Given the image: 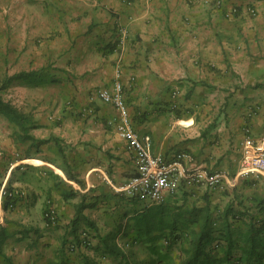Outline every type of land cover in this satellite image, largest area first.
Masks as SVG:
<instances>
[{
    "label": "crops",
    "instance_id": "1",
    "mask_svg": "<svg viewBox=\"0 0 264 264\" xmlns=\"http://www.w3.org/2000/svg\"><path fill=\"white\" fill-rule=\"evenodd\" d=\"M223 1L0 0V190L16 192L0 197V264H182L203 231L204 264L264 257V174H238L244 138L264 131V0ZM116 80L153 153L188 152L226 172L222 188L115 191L138 172L96 94ZM196 206L216 226L188 221Z\"/></svg>",
    "mask_w": 264,
    "mask_h": 264
},
{
    "label": "built area",
    "instance_id": "2",
    "mask_svg": "<svg viewBox=\"0 0 264 264\" xmlns=\"http://www.w3.org/2000/svg\"><path fill=\"white\" fill-rule=\"evenodd\" d=\"M216 3L218 6L224 5L223 0H216ZM248 9L256 13L255 8ZM237 12V8L232 7L229 14ZM96 94L119 110V134L137 153L138 172L122 183L113 184L116 192L147 195L153 201L160 202L168 193L178 190L185 181L212 188L223 187L225 171L213 173L203 166L188 167L187 162H191L193 158L186 151L179 152L171 159H167L162 154L153 153L150 137H141L134 127L125 98L124 86L120 80L114 81L110 88L99 89ZM238 174L252 177L264 174V131L258 136L249 134L244 138ZM15 194L16 192L9 191L6 187L0 190L1 198ZM45 217L50 224H57L59 216L54 204L50 203L46 208Z\"/></svg>",
    "mask_w": 264,
    "mask_h": 264
},
{
    "label": "trees",
    "instance_id": "3",
    "mask_svg": "<svg viewBox=\"0 0 264 264\" xmlns=\"http://www.w3.org/2000/svg\"><path fill=\"white\" fill-rule=\"evenodd\" d=\"M8 79L5 81V83H8ZM9 110H10V105L4 104ZM193 215H191L190 218H188V221H192L191 223H196L200 226H216V220L213 218H210L208 215H205V213L202 212V209L199 208L198 206L194 207L192 211ZM185 221V220H184ZM179 234L177 233H172V234H166L164 235L163 238H165L167 241H174L176 237ZM208 235L203 231L195 240V243L193 247L190 248L192 249V255L187 259L182 264H204L203 261L201 260L203 257L208 258L209 253L206 252V247H207V242H209V239L207 238ZM216 247L220 246L219 242L216 243ZM264 247V246H263ZM228 252V251H227ZM226 252V264H264V257H260L261 252L256 250L254 247L252 249V253L249 256V260L242 261L241 257L234 258L233 254H230V252ZM264 256V255H263Z\"/></svg>",
    "mask_w": 264,
    "mask_h": 264
},
{
    "label": "rangeland",
    "instance_id": "4",
    "mask_svg": "<svg viewBox=\"0 0 264 264\" xmlns=\"http://www.w3.org/2000/svg\"><path fill=\"white\" fill-rule=\"evenodd\" d=\"M8 64H9V59H1L0 58V76H1V78H2V76H4V75H9V73H10V69H9V67H8ZM2 74V75H1Z\"/></svg>",
    "mask_w": 264,
    "mask_h": 264
}]
</instances>
